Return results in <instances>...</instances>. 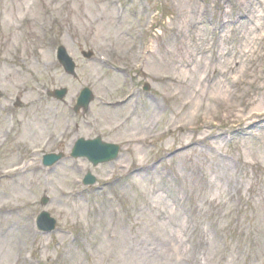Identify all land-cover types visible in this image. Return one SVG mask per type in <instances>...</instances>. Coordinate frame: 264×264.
<instances>
[{"label": "rangeland", "instance_id": "374dc122", "mask_svg": "<svg viewBox=\"0 0 264 264\" xmlns=\"http://www.w3.org/2000/svg\"><path fill=\"white\" fill-rule=\"evenodd\" d=\"M49 1L50 0H20L21 5L18 6L17 3H12V0H0V8L6 11V15L8 13V19H11L9 18V15H14V19L12 21L10 20L7 23L11 31L5 30L6 20L4 19V24L0 29V36L3 38V41L7 42L13 39L14 35H9V33L14 34V26L19 23L21 21V18H23L24 16L28 18H42L45 12L48 10L47 6H49ZM107 1L108 0H59L55 4V6H63L64 8L63 20L65 26L63 27H65V29H63L62 34V37L65 40L64 44H68V48L70 49L71 54L76 59L80 60L79 81H76L74 83L70 82V86H74V89H72L74 93L82 85L91 83V85L94 87L93 89L95 93L100 96L106 95L109 97L110 95H113L114 88L115 95H121L123 93L126 94L125 89H123L122 87L124 81L120 77H118L117 80H114V77L112 75H107V73H105L101 67L96 65V63L86 62V64H82V60L81 58H79L81 56V53L79 51H89L90 49H92L107 54L106 52L111 50V47H113L120 52L121 56H123L124 59V57L129 54L130 48L132 46H136L134 45V41H137V39L135 40V36H139V34L142 33V29L144 28H147L148 32H151L153 31L155 26L158 25L157 22H154V24L150 23L149 25H146L144 18H140L142 20V24H140V19H138L137 21L125 19L123 23H118L116 21V14L109 10L107 5L105 4ZM161 1L164 2L165 12L167 16L170 17L165 21L160 19V16L156 18L157 21L159 20L158 22H160L161 24L163 36L155 37L153 35V31L152 33H150L149 41H147L146 38H143L140 42H138V44L142 46L143 41H145V44H150L152 53H150L148 56H145L144 52L146 51V49H142V51H140L141 46H137V51L131 57V60L136 58V60H138L139 62V65H143L146 61V58H148L145 66L134 65L132 68L134 69V73H138L137 76H140L142 78H136L137 82L134 84V87L139 90L140 87H143L141 86L143 85V83H148L153 87L155 92L160 97H162L166 104L171 107L173 115L168 114L169 116L166 115L162 117L160 124L158 125V127H156V130L153 134H149V132H151V129H140L139 131L135 132L132 127L136 119L142 117L145 114H151L148 108L145 107L144 111L139 112L135 117H133L134 121L131 124H128L126 127L121 129L118 128V132L115 135L113 131L116 129V127L119 126L122 120H125L127 118L126 116L131 113L130 110H126L124 113L119 112L117 114H111L107 111L99 109L100 107L96 105L95 107H93V109H91V116L92 119L99 121L101 125V130L100 126L99 130L101 131L100 133L103 134L105 141H117L118 139L124 137L132 139L138 136L147 138L149 135L153 136L158 132H161L163 126L167 122L184 123L187 120L191 119L189 117L192 113V109H185L183 104L187 102L186 94L188 93H186V91L192 86L193 81L197 80L199 77L200 72L197 70L196 57L202 51H206L209 49L210 32L208 28H204L200 33L198 32L200 37L197 42L194 39V35L188 33L189 27L185 28L184 31H181L177 28L181 26L178 25V23L182 18L178 0ZM228 1L229 0H220V3L221 5H224ZM233 1H235L233 3L238 2V0ZM147 2H149L150 6L153 8H156V6L159 5V0H147ZM22 5L27 6L28 9H24V11H21L19 7H21ZM148 19H150V17H148ZM152 25L154 28H150ZM27 29V32H25L24 34L28 36V32L32 31L33 29L32 27H29ZM130 33H134L133 38L129 36ZM198 33L196 32L195 36ZM178 35H180V37ZM227 36L231 35L228 33ZM237 36V33H233L232 40L230 41L231 53L238 51L239 44L234 40L235 38H237ZM179 38L182 39L179 41ZM18 39H21L22 41L21 34L18 35ZM34 44H36V42H33V40L29 39V42L26 44L29 48V51ZM45 49L50 51V49L48 48ZM131 49H133V47ZM6 50H8V48L5 47V51ZM41 55L39 58L42 57ZM51 59L52 58L48 56V59L46 61L44 60V63H41L42 67L41 69H38L41 72V79H43V81H49L55 88L59 85L67 84V81L64 80L61 75L63 73H61L59 70H57V72L48 70V65ZM233 61L235 62L237 60L233 58L231 59V62ZM4 65L5 64L1 63L0 67ZM258 68L259 69H256L254 74L263 75L264 61L260 63ZM14 69L16 68H13L12 70ZM224 70L225 69L222 68V71ZM145 72L150 76L148 79H144L143 77ZM5 73L10 76L9 78H5L3 81L0 80V88H5L3 90L8 93L7 97H10L11 94L14 93V90L17 88L16 84L20 83L21 81L24 82V80L23 78L21 79L15 72L8 70V68ZM164 75H174L180 78L181 81L183 80V83H168L164 81ZM233 76H235V74H233ZM236 76L238 78H241V73ZM32 77L33 74H30L26 77V80L33 82ZM14 79L17 83L14 82ZM246 79V81L250 82V78ZM53 81L55 82L53 83ZM37 86H39V84H37ZM119 87L120 90L117 89ZM246 91L251 96L252 88H249V90L248 88H246ZM226 101L228 102L224 106V109L217 111L215 115L210 118V121L220 125H236L234 121L239 119L240 109L236 104L233 103V100L226 99ZM60 109L67 108L64 107ZM24 110L25 111L21 112L20 121L25 122L24 124L30 126L31 130L27 133L23 132V136L20 138V140L29 139L31 142L37 141L38 144V142L41 141L46 135V132L48 130L43 132L40 137V132H38V136L37 138H35L36 134H34V128L42 127L43 130H46L45 127H47V125L40 123V119L38 117L32 118L31 115H34L35 113H28L27 108H25ZM26 112L28 113L27 115ZM63 126L64 124L61 126L58 132L55 133L58 134L59 132H61ZM89 133L90 131L87 130L86 134ZM197 139L198 137H195L194 140ZM192 140V135L186 136L185 134H180L175 136L174 138H169L164 144V149L175 151L176 147L180 143L185 145L191 143ZM134 149L140 150L141 148L139 147V145H136L135 147L134 145H131L130 148L124 147L125 153H123L122 155L124 159L122 160V163L125 167H129V165L138 157ZM232 150L241 162V171H243V173H240L239 176L236 177V179L235 174L232 173V175L230 174L228 176L231 179H227L224 181L222 180L223 177L221 176L215 178V172L213 171V169L204 166L206 172L203 173L208 174V178H213L216 182H212L211 185H209L208 182H204L202 185L198 183V194L200 195V197L205 199L207 207L214 204L216 206L226 204V208L228 209L227 213L231 214V216L229 218H226V216H223V218L218 217V219L220 220L215 221V227H213V230L217 231V234L221 236V239L216 245L214 244V250H212V254L206 259H202L200 263L199 258L196 261L197 264H264V147L259 143H248L245 144L244 147L243 144H237L232 147ZM245 150H247L248 155H245ZM175 154L177 153H174L169 157H172ZM196 155L199 154H196L195 150H189L187 152V159L185 161L184 159H173V161L177 162L176 169L179 171L182 177L183 175L184 177H186L187 175L191 174L193 169L197 171L195 167L205 164V160H203L202 163L197 165V162H194V160H196ZM189 159L193 160L188 161ZM11 162H14V157ZM9 164L10 163H8V165ZM215 165L220 166L217 163ZM215 165H213L212 167L216 168L217 166ZM199 175H201V173H199ZM23 179L28 180L25 186L26 188L21 185V189L15 190V185L13 184H3L0 187V193H4V196H2V200L5 203H24L28 202L29 200H34L38 198L37 196L44 193L41 192L42 187L47 186L49 190V192L47 193L48 196L57 198L52 206H54V208L56 209L64 210V212H62L61 210L55 212L56 217L66 221V216L70 215V217H72L70 221L74 225L76 224L78 227L87 226L94 222L93 218H91V216L89 215L91 208L83 207V205L79 202H64L59 199L58 195L60 190H67L69 185L63 184V186H59L57 182H54V186L49 187V183H46V181H44L43 179H38L33 176H23L18 180V182ZM190 179L189 182L191 183L192 178ZM236 180L238 184L235 186ZM45 183L46 185H44ZM33 184L40 186L37 192L30 189ZM231 184H234V186L230 187ZM212 188L214 192L211 196L210 191ZM138 190H136L134 186L128 185V187L124 190L118 188L114 192L115 202L113 211L114 213H116V210H118V214L121 215L115 217V223L116 221H121V232L118 234L117 228V231L115 232V241L128 240L131 236L133 237L135 235V228L132 229L130 223L133 224L134 222V215H136L134 213V209H140L139 207L142 206L139 193L136 192ZM145 190V187H143L142 191L144 193L146 192ZM118 193L120 195H117ZM198 194L197 192L195 193L197 198ZM241 194L243 195V197ZM235 196L241 197L243 199V204L248 208V219L243 218L245 217V215L241 217L243 219V225L246 227V231H243L239 225L235 224L234 221H232L235 213H243L242 209L233 210L232 208L233 203L231 200ZM169 201L177 203V198L169 197ZM212 201H215L216 203ZM59 203L63 205H59ZM143 203L144 201L142 202V204ZM179 206L185 207V202L183 204L179 202ZM81 209H83V212L79 211ZM106 214L109 223H111L113 217L111 216L110 212ZM140 219H142V221L146 223L151 221L148 215H144V217ZM124 222L125 224L122 228ZM206 223H209V221H207ZM189 224L190 226L192 225V220L189 222ZM210 247H212V245H210ZM54 255L55 254H53V256ZM105 255L106 250L101 251V257ZM100 260H102V258H100ZM7 263L8 261H6L5 263L2 262V264ZM78 264H82V262L79 261ZM114 264H119L118 257H115ZM163 264L181 263L172 260H166V263Z\"/></svg>", "mask_w": 264, "mask_h": 264}, {"label": "bare ground", "instance_id": "6f19581e", "mask_svg": "<svg viewBox=\"0 0 264 264\" xmlns=\"http://www.w3.org/2000/svg\"><path fill=\"white\" fill-rule=\"evenodd\" d=\"M181 1V0H180ZM184 4H182V6L184 8H186L187 6V0H184ZM21 9H24L23 7H20ZM191 10L192 7L190 6ZM186 11H188V9L186 8L185 9ZM183 12V11H182ZM183 22H182V25H190V24H193L194 22H196V16L193 15L192 17L190 16V14H184L183 16ZM256 31H257V28L253 29V32L254 34H248L246 35V40L244 41L245 42V47H244V53L245 52H250L252 49H253V46L254 44L258 41L259 39V36L258 34H256ZM204 59L201 57L199 59H197V70H199L201 68V64L203 63ZM221 61V60H220ZM194 85H197L196 86V89L192 88L190 89V92H192L191 96H192V103L193 105H196L197 102H199V100L201 99L200 97V92H201V89L203 88L201 86V84H195V81L193 83ZM219 86H217L215 89H214V93L217 94V96L221 97V96H224V94L226 95H229L228 94V91H227V88L225 87L224 83L222 81L219 82ZM201 88H200V86ZM215 94V96H216ZM197 106V105H196ZM252 116V113L249 114V117ZM246 123L247 122H250L252 121V119H249L247 118L246 120ZM164 211V215H165V220L164 221H160V222H157L158 224V227L160 230L164 231V237L168 240L166 243H163L164 244V247L162 250H167V251H170L172 250L174 247H181L180 246V242L178 240L179 236L182 235V228H181V225H180V222L178 221V218H177V210L173 213H171L169 210V206L161 201L159 204H157L154 208H153V211ZM173 225H176L177 228H174ZM8 245V248H9V255H11L12 251H11V244L10 243H7ZM124 257L127 258V259H131V255L130 253H124ZM164 257H167V253L164 254Z\"/></svg>", "mask_w": 264, "mask_h": 264}]
</instances>
